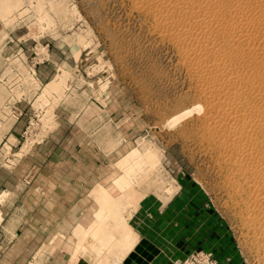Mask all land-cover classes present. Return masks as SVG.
Wrapping results in <instances>:
<instances>
[{
	"label": "rangeland",
	"instance_id": "374dc122",
	"mask_svg": "<svg viewBox=\"0 0 264 264\" xmlns=\"http://www.w3.org/2000/svg\"><path fill=\"white\" fill-rule=\"evenodd\" d=\"M18 1L15 20L0 19V182L14 204L64 215V241L86 253L91 228L82 242L71 231L97 222L101 187L120 209L102 218L112 238L101 254L90 248L94 261H108L126 233L130 249L136 231L162 261L264 264L243 220L247 192L232 190L220 132L208 131L210 98L153 16L134 0ZM55 79L61 92L45 94ZM123 175L135 204L117 186Z\"/></svg>",
	"mask_w": 264,
	"mask_h": 264
},
{
	"label": "bare ground",
	"instance_id": "6f19581e",
	"mask_svg": "<svg viewBox=\"0 0 264 264\" xmlns=\"http://www.w3.org/2000/svg\"><path fill=\"white\" fill-rule=\"evenodd\" d=\"M133 2L136 10H145L153 16L154 26L151 25L159 31L158 36L160 33L167 36L180 49L178 51H181L183 56L181 59H185L184 62L186 61L194 73H191L192 79L195 75L202 87V93L210 98L209 108L215 115L214 126L208 131L220 132V147L224 157L222 159L227 160L234 178L231 183L232 190L238 195L247 192V214L243 216V220L253 232V236L259 240L264 256V0ZM17 4L18 0H0V19L5 25L11 24L17 17L14 16ZM43 91L45 94H59V80L48 83ZM190 111H184L175 118L179 120ZM134 155L136 154L132 151L128 156L132 159ZM124 159L123 163L126 162ZM122 161L118 163L122 164ZM127 178L123 175L116 183L123 195L131 198L135 204L138 197L129 187ZM93 196L100 208L96 214L97 222L92 225L88 234L95 243L88 248L101 254L104 248L107 249L112 238L102 218L118 211L120 204L101 187L94 190ZM115 227L123 232L122 224L119 223ZM86 236L79 237L81 242ZM117 243L122 252H126L131 245L130 235L126 233Z\"/></svg>",
	"mask_w": 264,
	"mask_h": 264
},
{
	"label": "crops",
	"instance_id": "0c3cea01",
	"mask_svg": "<svg viewBox=\"0 0 264 264\" xmlns=\"http://www.w3.org/2000/svg\"><path fill=\"white\" fill-rule=\"evenodd\" d=\"M4 173L7 172L0 169V178ZM9 186L8 182H0V264H175V261H162L164 255L136 231H132L137 234L134 245L126 253L117 247L114 254L107 257L108 261H94L88 248L93 242H83L81 248L87 252L76 254L79 248L76 238L74 242L64 241V215L44 208L32 211L25 205L16 206L14 203L19 195L11 192ZM34 194L41 201V194ZM92 225L87 228L74 226L71 233L81 235Z\"/></svg>",
	"mask_w": 264,
	"mask_h": 264
}]
</instances>
